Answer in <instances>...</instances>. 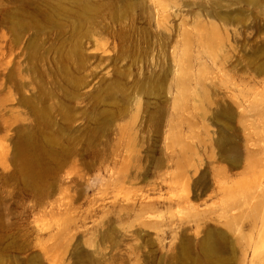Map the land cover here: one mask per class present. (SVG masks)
Masks as SVG:
<instances>
[{"label":"rangeland","instance_id":"374dc122","mask_svg":"<svg viewBox=\"0 0 264 264\" xmlns=\"http://www.w3.org/2000/svg\"><path fill=\"white\" fill-rule=\"evenodd\" d=\"M261 263L264 0H0V264Z\"/></svg>","mask_w":264,"mask_h":264},{"label":"bare ground","instance_id":"6f19581e","mask_svg":"<svg viewBox=\"0 0 264 264\" xmlns=\"http://www.w3.org/2000/svg\"><path fill=\"white\" fill-rule=\"evenodd\" d=\"M263 262V261H262ZM262 264V263H261Z\"/></svg>","mask_w":264,"mask_h":264}]
</instances>
